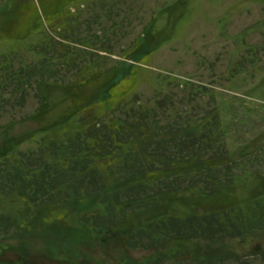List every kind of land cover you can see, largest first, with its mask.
Segmentation results:
<instances>
[{
  "label": "trees",
  "instance_id": "16d2710c",
  "mask_svg": "<svg viewBox=\"0 0 264 264\" xmlns=\"http://www.w3.org/2000/svg\"><path fill=\"white\" fill-rule=\"evenodd\" d=\"M188 1L157 0L158 10H150L151 21L147 24L150 32L135 35L128 47L123 38L135 29L130 27L134 21H145L141 10L144 0H97L75 12L67 21L69 29L60 35L41 30L40 39L27 42L31 38L28 34L20 45L0 53V125L27 124L38 119L47 104L48 89L76 83L86 66L87 54L89 58L96 55L103 62L110 60L117 49L124 52L128 49L127 56L130 54L131 59L121 58L119 62L138 63L156 47L146 36L156 31L158 13L166 15L170 22L176 14L183 18L189 11ZM180 16H176L177 20ZM255 24L257 31L264 28V15ZM245 38L243 35L235 39L244 55L236 50V55L227 61L226 80L234 82L236 87L239 82H246L242 74L252 78L260 72L258 86L264 90V60L257 56L261 48L247 44L245 47ZM21 51L36 59L30 62L25 57L28 62L20 55ZM90 60L96 66V61ZM155 82L149 96L138 92L125 103L109 109L105 122L67 133L62 139L48 135L38 138L41 131H32L27 136L31 146L26 148L10 143L0 157V197H21L26 211L80 198L97 199L99 206L95 205L84 218L83 234H88L93 244L103 247L120 243L124 238L127 252L116 264H264V254L256 246L249 245L242 253L232 250L234 241L251 240L256 234L264 233V206L257 204L249 214L240 205L232 211L176 216L166 214L161 202L164 195L187 190L214 195L224 186L233 185L237 176L242 178L249 171H256V166L261 168L258 172L263 171L264 164L258 160L264 159L259 154L264 144L257 150L251 149L254 140L249 146H241L254 153L249 150L246 155L240 153L238 160L224 161L237 149L235 139L228 133L242 128L240 125L246 124L244 118H255L258 111H263L260 107L263 104L256 101L258 111L243 109L246 112L241 119L238 105L248 102V96L224 97L218 103L214 85L171 71L158 70ZM33 101L38 102L35 110L31 107ZM210 161L218 163L209 166L206 163ZM244 164L249 169L243 168ZM182 165L187 166L181 168ZM143 214H147L144 219L127 226L134 216ZM31 228L35 230L37 226L20 225L13 214L0 208V264H31L29 246L12 245L25 240ZM73 233L63 231L60 236L62 240H68V236L75 239L71 242L72 255L61 256L54 251L49 258L56 264H67L66 259H72L75 264L92 263L83 251L95 245L91 246L82 233ZM49 238L53 243L57 239ZM183 239L207 242V250L201 256L169 250L170 242ZM132 250L147 255L138 258L130 253ZM9 252L16 256L5 257Z\"/></svg>",
  "mask_w": 264,
  "mask_h": 264
},
{
  "label": "rangeland",
  "instance_id": "374dc122",
  "mask_svg": "<svg viewBox=\"0 0 264 264\" xmlns=\"http://www.w3.org/2000/svg\"><path fill=\"white\" fill-rule=\"evenodd\" d=\"M95 1L97 0H0V53L8 52L16 45H20L19 42L25 41L28 34L31 38L27 39V42H36L41 38V30L55 36L60 35L61 31L69 29L70 24L67 21L71 20L75 12ZM159 1L170 2L173 0ZM148 5L152 6L151 9L148 8ZM143 6L141 10L145 15V21L139 23L134 21L130 28L135 27V29L127 32L128 35L126 34V37L123 38L126 47L130 46L135 35L145 31L150 32L147 26L151 21L150 10H158L159 3L157 0H144ZM188 8L189 11L185 12L183 18L180 14H176V20L174 19L172 22L167 19L166 15L162 16L158 13L155 33L145 35L150 43L156 44V47L154 46L155 49H151L152 51L143 56L138 63L134 61L127 65L131 62L127 64L119 62L121 58L131 59L130 54L127 56L130 52L128 49L127 52L117 49L114 55H110V60L103 62L96 55L89 58L87 54L86 66L79 74L76 83L69 87L58 86L55 89H48L46 92L48 95L47 104L39 112L38 119L36 117L27 124H12L5 127L0 125V157L10 146V143L12 146H16V142L24 148L30 147L31 140H28L27 136L32 131H41L40 135H37L38 138L48 135V137L62 139L67 133H74L80 128L86 129L96 123L107 121L108 110L125 103L132 98L133 94L143 92L144 95L149 96L156 86L158 70L175 72L214 85L216 87L215 98L218 103L220 98L225 99L224 97L248 96L246 99L248 102L238 105L241 119L247 109L258 111V102H261L263 105L260 107L263 111H258L255 118H244L246 124L240 125L242 128L238 127L237 132L228 133L233 136V140L235 139L234 145L236 144L237 149L233 156H226L224 161L238 160L241 156L240 153L243 152L246 155V152L254 147V150H257V147L264 144V90L258 86L262 73L253 74L252 78H250L251 76L245 77L247 74H242L246 82L243 84L239 82L236 89L234 82L226 80L224 72L231 56L236 55L239 50V54L243 53L244 55V51L238 50L236 45L238 42L235 41L236 38L243 35L246 37L244 46L246 44L247 46H259L261 50L257 56H262V61L264 60V28L260 31L254 29L255 23L264 15V0H189ZM176 16H180V18L177 20ZM104 21L109 24L106 19ZM159 31L164 34L161 35ZM88 49L86 48L87 52ZM20 55L24 58L28 57L30 62L36 59V56L27 53V51L25 53L21 51ZM90 59L96 61V66L92 65ZM25 60L27 59L25 58ZM122 73L124 76L121 75ZM252 101L253 103H251ZM256 101H258L257 104ZM37 105L38 102L33 101L32 109L35 110ZM222 117L224 119L226 117L224 112ZM200 124L202 125V122ZM252 140H254V145L251 143ZM242 145L245 147L250 145L251 149L241 148ZM263 150L264 147L259 151V154L264 156ZM251 151L254 153L253 150ZM258 162L264 164V159L258 160ZM217 163L210 161L206 164L211 166ZM202 165L205 166L203 163ZM186 166L182 165L181 168ZM244 167L249 169L245 164ZM255 168L261 169H258V166ZM257 170L249 171L242 178L237 176V181L233 185L224 186L220 192L214 195H204L201 190H187L164 195L161 198L164 212L176 216L194 213L206 214L223 209L237 210L241 205L243 210L249 214L257 204L264 206V170L259 172ZM0 203L1 210L13 214L20 225L37 226L35 230L30 229L25 240L12 243L13 246L15 245L14 247L17 245L19 247L29 246L28 260L31 264H56L53 258H49L51 253L54 255V251L61 256L67 254L71 256L70 249L74 246L71 242H74L75 239L70 240L71 237L68 236V240L66 238L62 240L60 236L63 235V231L83 234L85 231L84 218L92 213L95 205L99 206L97 199L80 198L63 205L43 207L42 209L32 207L26 211V203L17 195L0 197ZM30 210H33L34 216ZM145 216L147 214L134 216L127 226L130 227L134 221L138 222ZM31 219L33 221H30ZM55 225L61 228L57 229ZM47 232L53 235L49 236ZM84 236L89 239L91 246L95 245L88 234ZM49 237L57 239L53 243ZM60 244L62 247L59 246ZM233 244L232 250L236 253L245 252L249 245H252L258 248L259 253L261 251L264 254V233L256 234L251 240L234 241ZM126 247L127 243L123 238L120 243L112 242L108 247L95 245L92 248H85L83 252L92 261L89 264H116L123 257L122 254L127 252L125 251ZM169 248L172 252L182 250L187 256L190 254L201 256L207 250V242L183 239L170 242ZM130 253L138 258L147 255L146 252H139V250H132ZM15 256L14 252L5 254V257L11 259ZM66 260L67 264H75L72 259Z\"/></svg>",
  "mask_w": 264,
  "mask_h": 264
}]
</instances>
